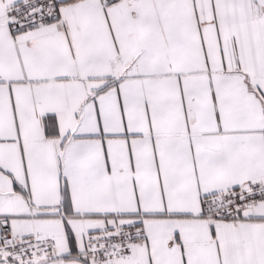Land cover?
<instances>
[{
  "label": "snow or ice",
  "instance_id": "1",
  "mask_svg": "<svg viewBox=\"0 0 264 264\" xmlns=\"http://www.w3.org/2000/svg\"><path fill=\"white\" fill-rule=\"evenodd\" d=\"M0 264H264V0H0Z\"/></svg>",
  "mask_w": 264,
  "mask_h": 264
}]
</instances>
